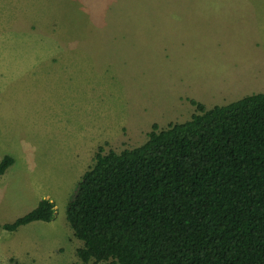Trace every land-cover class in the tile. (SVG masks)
<instances>
[{
    "label": "rangeland",
    "instance_id": "374dc122",
    "mask_svg": "<svg viewBox=\"0 0 264 264\" xmlns=\"http://www.w3.org/2000/svg\"><path fill=\"white\" fill-rule=\"evenodd\" d=\"M217 2L0 0V163L14 159L0 224L43 199L55 209L51 222L0 228V264H84L66 209L100 148L140 147L154 125L189 120L192 100L211 109L264 93V53L235 50L258 26L222 18Z\"/></svg>",
    "mask_w": 264,
    "mask_h": 264
},
{
    "label": "trees",
    "instance_id": "16d2710c",
    "mask_svg": "<svg viewBox=\"0 0 264 264\" xmlns=\"http://www.w3.org/2000/svg\"><path fill=\"white\" fill-rule=\"evenodd\" d=\"M191 104L189 120L154 125L140 147L98 150L66 209L84 264H264V93ZM13 163L1 161L0 177ZM54 214L43 199L0 228Z\"/></svg>",
    "mask_w": 264,
    "mask_h": 264
},
{
    "label": "crops",
    "instance_id": "0c3cea01",
    "mask_svg": "<svg viewBox=\"0 0 264 264\" xmlns=\"http://www.w3.org/2000/svg\"><path fill=\"white\" fill-rule=\"evenodd\" d=\"M215 4L218 5V7L215 9L220 12L222 18L225 16L223 12H232L231 15L235 18V20H238L241 23L243 22V20L249 21L250 24L258 26L259 31L257 30V28L251 27V30L253 32L258 31L257 33H253L252 36H248L252 32L245 31L242 29L243 34L247 38L246 40H241L242 46L245 43L247 44L249 42V38L255 39V41L253 42L250 48L236 47L235 50L236 51L240 50L244 52L243 54L255 53V52H259L260 54L264 53V35L262 34V32L264 31L260 28L261 26H264V24L261 25L260 23L264 17V0L263 1L262 0H235V2L233 0H221V2H217ZM231 4L234 6L233 8L226 7L227 5H231ZM219 44L221 46L224 45V49H223L224 51H229V50L231 51L230 46L227 43H225L223 39H220ZM263 61H264V58H263ZM233 66H235V64H233ZM239 67L241 69L251 68L249 66H246L243 62H240ZM260 93H263V92H258L257 94H260ZM12 259L14 258H10V262Z\"/></svg>",
    "mask_w": 264,
    "mask_h": 264
}]
</instances>
